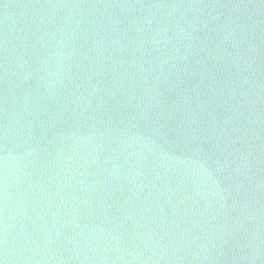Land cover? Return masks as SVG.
Wrapping results in <instances>:
<instances>
[{
	"label": "water",
	"instance_id": "1",
	"mask_svg": "<svg viewBox=\"0 0 264 264\" xmlns=\"http://www.w3.org/2000/svg\"><path fill=\"white\" fill-rule=\"evenodd\" d=\"M0 264H264V0H0Z\"/></svg>",
	"mask_w": 264,
	"mask_h": 264
}]
</instances>
